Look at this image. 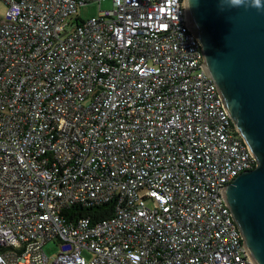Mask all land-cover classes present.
I'll use <instances>...</instances> for the list:
<instances>
[{
  "label": "built area",
  "instance_id": "built-area-1",
  "mask_svg": "<svg viewBox=\"0 0 264 264\" xmlns=\"http://www.w3.org/2000/svg\"><path fill=\"white\" fill-rule=\"evenodd\" d=\"M1 1L0 264H255L224 187L256 159L185 0Z\"/></svg>",
  "mask_w": 264,
  "mask_h": 264
},
{
  "label": "water",
  "instance_id": "water-1",
  "mask_svg": "<svg viewBox=\"0 0 264 264\" xmlns=\"http://www.w3.org/2000/svg\"><path fill=\"white\" fill-rule=\"evenodd\" d=\"M182 21L201 44L207 76L256 166L224 187L228 207L255 264H264V0H185Z\"/></svg>",
  "mask_w": 264,
  "mask_h": 264
},
{
  "label": "trees",
  "instance_id": "trees-1",
  "mask_svg": "<svg viewBox=\"0 0 264 264\" xmlns=\"http://www.w3.org/2000/svg\"><path fill=\"white\" fill-rule=\"evenodd\" d=\"M115 210L113 200L89 206L72 205L65 211L69 222L75 221L76 217H90L92 222L110 217Z\"/></svg>",
  "mask_w": 264,
  "mask_h": 264
},
{
  "label": "rangeland",
  "instance_id": "rangeland-1",
  "mask_svg": "<svg viewBox=\"0 0 264 264\" xmlns=\"http://www.w3.org/2000/svg\"><path fill=\"white\" fill-rule=\"evenodd\" d=\"M112 7V0H94L85 5H82L78 10V14L81 19L86 20L91 18L92 16L98 15L100 9H107ZM6 11L7 4L4 1L0 0V19H3L5 17ZM44 248L49 255H54L57 252L58 245L56 241H49ZM86 256L87 258H90L92 255L91 253H86Z\"/></svg>",
  "mask_w": 264,
  "mask_h": 264
},
{
  "label": "clouds",
  "instance_id": "clouds-1",
  "mask_svg": "<svg viewBox=\"0 0 264 264\" xmlns=\"http://www.w3.org/2000/svg\"><path fill=\"white\" fill-rule=\"evenodd\" d=\"M230 6L237 7L245 4V0H229ZM251 5L260 8V0H251Z\"/></svg>",
  "mask_w": 264,
  "mask_h": 264
}]
</instances>
